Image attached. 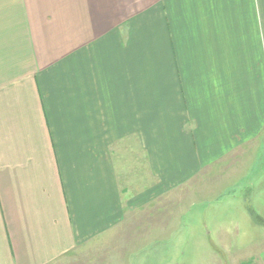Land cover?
<instances>
[{
  "label": "crops",
  "instance_id": "crops-1",
  "mask_svg": "<svg viewBox=\"0 0 264 264\" xmlns=\"http://www.w3.org/2000/svg\"><path fill=\"white\" fill-rule=\"evenodd\" d=\"M263 135L264 0H0V264L160 262Z\"/></svg>",
  "mask_w": 264,
  "mask_h": 264
},
{
  "label": "rangeland",
  "instance_id": "rangeland-1",
  "mask_svg": "<svg viewBox=\"0 0 264 264\" xmlns=\"http://www.w3.org/2000/svg\"><path fill=\"white\" fill-rule=\"evenodd\" d=\"M237 173L240 183L197 202L192 211L190 203L184 204L181 227L162 238L160 262L150 250L154 239L130 249L134 251L127 254L128 263L112 260L110 249H104L103 264H264V222L258 220L264 218V135L244 155ZM141 250V256L136 254ZM93 260V255L75 254L66 264H94Z\"/></svg>",
  "mask_w": 264,
  "mask_h": 264
},
{
  "label": "trees",
  "instance_id": "trees-1",
  "mask_svg": "<svg viewBox=\"0 0 264 264\" xmlns=\"http://www.w3.org/2000/svg\"><path fill=\"white\" fill-rule=\"evenodd\" d=\"M258 220L261 221V222H264V220L262 218H258Z\"/></svg>",
  "mask_w": 264,
  "mask_h": 264
}]
</instances>
